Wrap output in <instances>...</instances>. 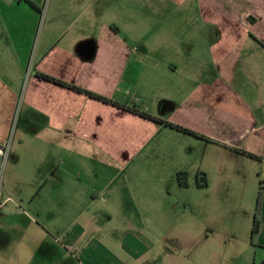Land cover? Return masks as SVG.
<instances>
[{
    "label": "crops",
    "instance_id": "1",
    "mask_svg": "<svg viewBox=\"0 0 264 264\" xmlns=\"http://www.w3.org/2000/svg\"><path fill=\"white\" fill-rule=\"evenodd\" d=\"M0 143L6 177L32 176L28 197L2 187L0 264L212 256L198 219L165 214L166 194L190 188L202 149L264 160V0H0ZM262 200L230 264H264Z\"/></svg>",
    "mask_w": 264,
    "mask_h": 264
},
{
    "label": "rangeland",
    "instance_id": "2",
    "mask_svg": "<svg viewBox=\"0 0 264 264\" xmlns=\"http://www.w3.org/2000/svg\"><path fill=\"white\" fill-rule=\"evenodd\" d=\"M208 150L206 155L204 149L196 154L191 171L193 176L188 177L190 188L173 191V195L170 197L166 194L170 203L165 204V206H169L165 208V214H173L174 217L177 214L180 218L193 217L198 219V227H202L200 233L209 235L212 239V247L210 248L213 253L212 256H209L207 252H210V248H204L207 254L204 256V253L198 251L192 253L185 246L180 249L181 262L176 260L179 264L182 262L189 264L188 260L193 264H230L239 260L236 258L237 252L232 250L236 238L231 237V235L237 237L245 235L248 241L251 239V228L254 223L260 182L264 183V160L257 161L243 155H236L241 154L237 151L221 153L214 146L209 147ZM218 154L225 155L220 156ZM5 170L2 187L5 186L12 192L5 194L4 199L11 197L13 201H16L20 197H28L32 176L27 171H22L19 174L6 177ZM202 170L208 173L206 178L209 181V188L199 190L196 179L201 183L204 174L199 173H203ZM256 193L255 200H250ZM259 218L260 216L257 222ZM222 235H228V237H224L222 243H217L215 240ZM169 239H173L172 235H165L164 242H162L165 251H167L166 243H169Z\"/></svg>",
    "mask_w": 264,
    "mask_h": 264
},
{
    "label": "trees",
    "instance_id": "3",
    "mask_svg": "<svg viewBox=\"0 0 264 264\" xmlns=\"http://www.w3.org/2000/svg\"><path fill=\"white\" fill-rule=\"evenodd\" d=\"M45 79H49L50 77L49 76H46V75H42ZM78 89V91L82 92V93H85L91 97H94L95 99H98L100 101H103L105 103H112L114 104L115 102H113L112 100L108 99V98H105L103 96H100V95H97V94H94V93H91L89 91H86V90H83V89H79V88H76ZM114 105H117L120 107L119 104H114ZM141 115L146 118V119H149V120H152V121H155L157 123H160V124H163V125H166L167 127L169 128H172L174 130H177L179 132H183L185 134H188V135H191V136H194L196 138H200V139H203L205 141H209L207 140L204 136H201L199 135L198 133L196 132H193L189 129H186L182 126H179V125H175V124H172L170 122H167V121H164V120H160V119H156L155 117H153L152 115H150L149 113H141ZM237 151L238 153H241L251 159H254V160H261L260 157L252 154V153H249V152H246V151H243V150H235ZM177 181L180 185V187L182 188H187L188 187V183H187V177H186V174L184 172H180L177 174ZM208 185V182H207V178L205 176H203L202 178V182L199 183V186L200 187H206ZM263 189H264V183L263 182H260V192L258 194V197H257V202H256V209H255V220H254V223L256 224L257 222V219L259 216H261V212H262V199H263ZM253 233H254V230H253Z\"/></svg>",
    "mask_w": 264,
    "mask_h": 264
},
{
    "label": "built area",
    "instance_id": "4",
    "mask_svg": "<svg viewBox=\"0 0 264 264\" xmlns=\"http://www.w3.org/2000/svg\"><path fill=\"white\" fill-rule=\"evenodd\" d=\"M9 145V143H0V210H2L6 203V201H4L2 197V182L7 158L9 155Z\"/></svg>",
    "mask_w": 264,
    "mask_h": 264
}]
</instances>
